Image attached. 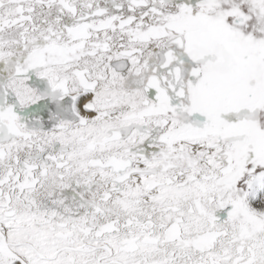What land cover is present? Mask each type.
I'll use <instances>...</instances> for the list:
<instances>
[{
	"label": "snow or ice",
	"instance_id": "obj_1",
	"mask_svg": "<svg viewBox=\"0 0 264 264\" xmlns=\"http://www.w3.org/2000/svg\"><path fill=\"white\" fill-rule=\"evenodd\" d=\"M0 264H264V0H0Z\"/></svg>",
	"mask_w": 264,
	"mask_h": 264
}]
</instances>
